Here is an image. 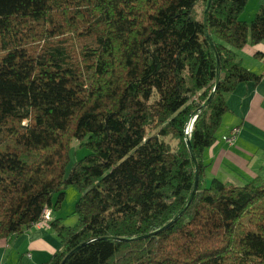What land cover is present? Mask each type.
Returning <instances> with one entry per match:
<instances>
[{"label": "trees", "instance_id": "obj_1", "mask_svg": "<svg viewBox=\"0 0 264 264\" xmlns=\"http://www.w3.org/2000/svg\"><path fill=\"white\" fill-rule=\"evenodd\" d=\"M247 4L0 0V240L72 186L41 264H264V179L205 185L203 162L227 94L264 76L240 58L264 41Z\"/></svg>", "mask_w": 264, "mask_h": 264}, {"label": "crops", "instance_id": "obj_2", "mask_svg": "<svg viewBox=\"0 0 264 264\" xmlns=\"http://www.w3.org/2000/svg\"><path fill=\"white\" fill-rule=\"evenodd\" d=\"M264 0H248L242 19L252 20ZM264 41L246 44L240 51L243 64L250 70L264 72ZM229 111L222 118L214 144L205 149L203 162L205 185L214 179L244 185L260 177L264 179V76L259 83L242 82L226 96ZM240 132L233 144L227 142L232 130ZM52 208L49 226H37L24 231L12 242L0 240V264H41L60 248L61 241L52 221L61 219L67 225L75 223L74 208L78 195ZM76 200V201H75ZM75 202V203H74Z\"/></svg>", "mask_w": 264, "mask_h": 264}, {"label": "rangeland", "instance_id": "obj_3", "mask_svg": "<svg viewBox=\"0 0 264 264\" xmlns=\"http://www.w3.org/2000/svg\"><path fill=\"white\" fill-rule=\"evenodd\" d=\"M72 145H73V147H72V150H71V153H70V156H71V164L75 160L80 159V158L84 157L85 155H87L89 153V149L86 148L85 146H82L80 144V142L77 141V140H74V142H73ZM211 182H212V180H211ZM211 182H209V185L211 184ZM71 193L77 194L78 195V198L80 196V193L77 191V189L75 187L70 186L66 190L67 200H69L72 197ZM74 218L76 220V216L75 215H74Z\"/></svg>", "mask_w": 264, "mask_h": 264}, {"label": "built area", "instance_id": "obj_4", "mask_svg": "<svg viewBox=\"0 0 264 264\" xmlns=\"http://www.w3.org/2000/svg\"><path fill=\"white\" fill-rule=\"evenodd\" d=\"M192 127V124L190 125L189 128ZM240 132V128L235 127L232 132L229 134L227 137V142L229 144H233L236 140L237 135ZM188 133V132H187ZM51 215H52V210L49 207L44 208L42 215L40 216L38 222L36 223L37 226H49L50 221H51Z\"/></svg>", "mask_w": 264, "mask_h": 264}, {"label": "water", "instance_id": "obj_5", "mask_svg": "<svg viewBox=\"0 0 264 264\" xmlns=\"http://www.w3.org/2000/svg\"><path fill=\"white\" fill-rule=\"evenodd\" d=\"M207 103H208V102H206V104H207ZM206 104H205V105H206ZM193 157H194V156H193ZM194 160H195V162H197L195 157H194ZM197 187H198V180H197V182H196V185H195V188H194L193 195H194L195 192L197 191ZM193 195H192V197H193ZM191 199H192V198H191ZM67 257H68V256H67ZM66 259H67V258H65V260H66ZM65 260H64V261H65ZM62 264H64V262H62Z\"/></svg>", "mask_w": 264, "mask_h": 264}]
</instances>
